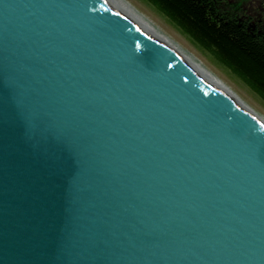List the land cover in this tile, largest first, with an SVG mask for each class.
I'll return each instance as SVG.
<instances>
[{"label":"water","instance_id":"1","mask_svg":"<svg viewBox=\"0 0 264 264\" xmlns=\"http://www.w3.org/2000/svg\"><path fill=\"white\" fill-rule=\"evenodd\" d=\"M0 264H264V125L124 0H0Z\"/></svg>","mask_w":264,"mask_h":264},{"label":"trees","instance_id":"2","mask_svg":"<svg viewBox=\"0 0 264 264\" xmlns=\"http://www.w3.org/2000/svg\"><path fill=\"white\" fill-rule=\"evenodd\" d=\"M142 1L264 103V38L258 42L236 27L226 6L209 0Z\"/></svg>","mask_w":264,"mask_h":264},{"label":"rangeland","instance_id":"3","mask_svg":"<svg viewBox=\"0 0 264 264\" xmlns=\"http://www.w3.org/2000/svg\"><path fill=\"white\" fill-rule=\"evenodd\" d=\"M132 9L142 16L148 23L167 36L179 48L199 62L212 75L229 87L236 96L250 106L264 118V103L260 101L243 83L233 78L222 67L209 60L189 39L179 30L170 25L166 19L154 11L151 6L142 0H124Z\"/></svg>","mask_w":264,"mask_h":264},{"label":"flooded vegetation","instance_id":"4","mask_svg":"<svg viewBox=\"0 0 264 264\" xmlns=\"http://www.w3.org/2000/svg\"><path fill=\"white\" fill-rule=\"evenodd\" d=\"M209 3L226 6L236 27L244 28L252 39L259 42L264 38V0H209Z\"/></svg>","mask_w":264,"mask_h":264},{"label":"bare ground","instance_id":"5","mask_svg":"<svg viewBox=\"0 0 264 264\" xmlns=\"http://www.w3.org/2000/svg\"><path fill=\"white\" fill-rule=\"evenodd\" d=\"M134 10V9H133ZM142 17V16H141ZM153 26V25H152ZM154 27V26H153ZM155 28V27H154ZM156 29V28H155ZM157 30V29H156ZM159 31V30H158ZM160 32V31H159ZM161 33V32H160ZM164 35L163 33H161ZM166 38L167 36L164 35ZM168 39V38H167ZM169 40V39H168ZM170 41V40H169ZM171 42V41H170ZM188 60H190L194 65L205 69L199 62L194 60L189 54H187L185 51H183L181 48H179L175 43L171 42ZM206 70V69H205ZM220 85L221 87L242 107L244 108L249 114H251L256 120H258L260 123L264 125V118L254 111L250 106H248L244 101H242L238 96L234 94V92L227 87L221 80H219L217 77L212 75L208 70H206Z\"/></svg>","mask_w":264,"mask_h":264}]
</instances>
